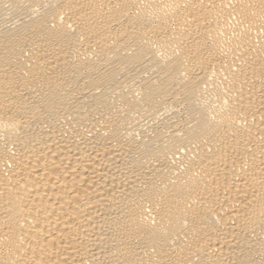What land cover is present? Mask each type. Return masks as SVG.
I'll return each instance as SVG.
<instances>
[{"label": "bare ground", "instance_id": "1", "mask_svg": "<svg viewBox=\"0 0 264 264\" xmlns=\"http://www.w3.org/2000/svg\"><path fill=\"white\" fill-rule=\"evenodd\" d=\"M0 264H264V0H0Z\"/></svg>", "mask_w": 264, "mask_h": 264}]
</instances>
